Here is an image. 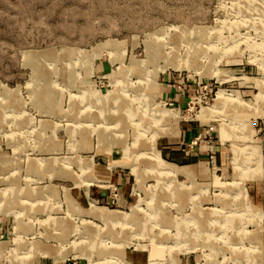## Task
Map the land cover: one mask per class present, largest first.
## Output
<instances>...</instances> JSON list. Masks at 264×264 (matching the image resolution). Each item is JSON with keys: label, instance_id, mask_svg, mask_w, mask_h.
<instances>
[{"label": "rangeland", "instance_id": "374dc122", "mask_svg": "<svg viewBox=\"0 0 264 264\" xmlns=\"http://www.w3.org/2000/svg\"><path fill=\"white\" fill-rule=\"evenodd\" d=\"M137 256L264 264V0H0V264Z\"/></svg>", "mask_w": 264, "mask_h": 264}, {"label": "crops", "instance_id": "0c3cea01", "mask_svg": "<svg viewBox=\"0 0 264 264\" xmlns=\"http://www.w3.org/2000/svg\"><path fill=\"white\" fill-rule=\"evenodd\" d=\"M197 131H196V129L194 128V127H192V125L190 124V125H185L184 127H183V129H182V134H183V137L185 138V140L187 139V140H189V139H191V137L196 133ZM183 143V142H182ZM187 150V149H186ZM185 150V151H186ZM188 152H185V153H187V154H184L183 153V155L185 156V155H187L189 158H196V156H200L199 154H198V152H196V151H192L191 152V150H187ZM181 154V152H178V153H176L175 155L177 156V155H180ZM176 164V163H175ZM178 165V164H177ZM179 166H181V165H179ZM182 166H184V167H187V169H191L188 165H182ZM126 178V175L125 174H122V173H119L117 176H116V179H117V181H120V180H126L125 179ZM116 186V185H115ZM114 186V187H115ZM104 195L105 197H103V198H106V199H110L111 197H112V190H104V191H100V195ZM95 201V200H94ZM134 260H136L137 261V264L139 263V261H140V258L137 256V257H133V259L132 260H130V264H132V262L134 261ZM149 260H150V256H148V260H147V264H149ZM163 262V261H162ZM134 263V262H133Z\"/></svg>", "mask_w": 264, "mask_h": 264}, {"label": "bare ground", "instance_id": "6f19581e", "mask_svg": "<svg viewBox=\"0 0 264 264\" xmlns=\"http://www.w3.org/2000/svg\"><path fill=\"white\" fill-rule=\"evenodd\" d=\"M194 44V43H193ZM193 44H187L188 50H187V59L189 58V56L193 55L194 53L197 52L196 48L193 46ZM160 51V50H159ZM172 54V53H170ZM179 65L181 63H178ZM176 68H178L177 66H175ZM115 146V145H114Z\"/></svg>", "mask_w": 264, "mask_h": 264}]
</instances>
